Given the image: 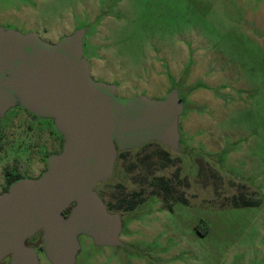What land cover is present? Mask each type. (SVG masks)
Returning a JSON list of instances; mask_svg holds the SVG:
<instances>
[{
  "label": "rangeland",
  "instance_id": "374dc122",
  "mask_svg": "<svg viewBox=\"0 0 264 264\" xmlns=\"http://www.w3.org/2000/svg\"><path fill=\"white\" fill-rule=\"evenodd\" d=\"M0 24L51 42L86 27L94 79L122 97L177 87L185 102L180 152L122 151L96 186L125 245L81 236L76 264H264V0H0ZM63 141L53 120L12 108L0 177L41 174Z\"/></svg>",
  "mask_w": 264,
  "mask_h": 264
},
{
  "label": "water",
  "instance_id": "95a60500",
  "mask_svg": "<svg viewBox=\"0 0 264 264\" xmlns=\"http://www.w3.org/2000/svg\"><path fill=\"white\" fill-rule=\"evenodd\" d=\"M86 31L51 42L0 24V119L20 107L53 120L64 138L41 175L20 177L0 192V264H41L40 252L51 264H76L81 236L100 247L125 245L123 215L108 208L96 186L114 175L122 151L150 142L181 150L179 88L163 98L118 95L115 83L92 76ZM40 232L42 250L28 242Z\"/></svg>",
  "mask_w": 264,
  "mask_h": 264
},
{
  "label": "flooded vegetation",
  "instance_id": "af4514ba",
  "mask_svg": "<svg viewBox=\"0 0 264 264\" xmlns=\"http://www.w3.org/2000/svg\"><path fill=\"white\" fill-rule=\"evenodd\" d=\"M42 173H43V172H42ZM42 173H41V174H42ZM41 174H39V175H41ZM0 175H1V174H0ZM39 175H37V176H39ZM37 176H34V177H37ZM20 177H28V176L23 175V174L20 173V172H17V173L7 172L6 174H4V177H0V192L6 191V190L9 188L10 184H11L14 180H16V179H18V178H20ZM99 184H100V183H99ZM99 193H100V192H99ZM100 195H101V194H100ZM104 201H105V200H104ZM107 204L110 205L109 202H107ZM110 207H111V205H110ZM108 208H109V207H108ZM111 208H112V207H111ZM69 211H70V208H69L68 212H66V214H68ZM114 211H116V210H114ZM117 212H118V211H117ZM120 213H121V212H120ZM40 237H41V232L38 233V234H36V235L33 236L32 238H30L28 242L37 245V246L40 247L41 250H42L41 243H40ZM33 239H36V240L32 241ZM41 250H40V251H41ZM40 255H41V252H40ZM7 260H9V259H7Z\"/></svg>",
  "mask_w": 264,
  "mask_h": 264
},
{
  "label": "trees",
  "instance_id": "16d2710c",
  "mask_svg": "<svg viewBox=\"0 0 264 264\" xmlns=\"http://www.w3.org/2000/svg\"><path fill=\"white\" fill-rule=\"evenodd\" d=\"M68 210H69V209H67V210L65 211V213L68 212Z\"/></svg>",
  "mask_w": 264,
  "mask_h": 264
}]
</instances>
